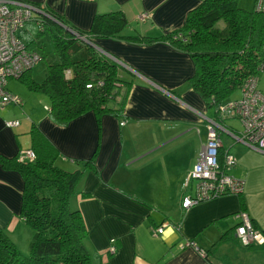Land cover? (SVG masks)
I'll return each mask as SVG.
<instances>
[{
  "label": "crops",
  "instance_id": "1",
  "mask_svg": "<svg viewBox=\"0 0 264 264\" xmlns=\"http://www.w3.org/2000/svg\"><path fill=\"white\" fill-rule=\"evenodd\" d=\"M19 1L50 9L82 31L89 30L95 15L119 11L128 21L123 35L157 37L181 28L188 12L202 0ZM142 15L147 19L142 20ZM94 43L118 61L127 76H133L124 116H103L100 131L93 113L59 126L46 111V116L35 115L32 123L58 150L55 163L61 169H82L77 161L88 160L97 150L98 175L86 170L70 201L84 218L88 251L101 255L102 264H237L240 255L245 264H264V248L242 247L229 238L233 232L214 257L207 259L198 251H207L222 234L233 231L237 225L233 216L241 211L238 197L227 195L189 209L181 207L183 198L193 195L192 187L185 188L184 183L206 143V119L214 116L187 83L194 73L190 56L164 41L145 45L96 39ZM7 128L0 118V154L12 157L31 149L28 128L26 148L22 137ZM232 143L227 142L225 151ZM248 149L249 158L264 159L263 153ZM248 159L243 212L260 231L264 178L253 174L256 166ZM229 174L236 178L235 169ZM22 189L20 174L0 166V227L20 249L24 245L28 249L31 231L19 217ZM160 227L162 234L154 236L153 230ZM189 242L198 250L181 248Z\"/></svg>",
  "mask_w": 264,
  "mask_h": 264
},
{
  "label": "trees",
  "instance_id": "2",
  "mask_svg": "<svg viewBox=\"0 0 264 264\" xmlns=\"http://www.w3.org/2000/svg\"><path fill=\"white\" fill-rule=\"evenodd\" d=\"M238 2L202 0L188 12L181 28L157 37L123 35L128 21L119 11L95 15L89 30L82 31L50 9L35 6L45 16L35 15L20 38L28 50H33L46 34L56 59L47 65L43 81H33L32 69L16 80L24 83L30 92L48 98L47 116L54 124L66 126L93 113L100 131L103 116H124L133 76H127L116 60L99 51L94 40L117 39L145 45L164 41L190 56L194 73L188 78V85L213 111V119L229 128L226 120L220 119L222 106L232 102L230 96L237 90L240 92L245 81L264 74L260 72L264 62V12L255 7L253 11H244ZM6 90L9 91L7 87ZM29 135L33 161H19V151L12 157L0 154V166L19 173L22 178L19 217L32 230V238L28 253L22 255L0 227V264H102V256L91 254L86 247L88 230L82 213L70 205L86 170L98 175L97 150L88 160L77 161L82 169L69 172L56 165L59 152L36 124ZM237 197L243 212L242 194ZM236 226L204 252L207 259L214 257L220 244L227 242L229 234H234ZM252 226L259 230L253 222ZM260 232L264 235V228ZM233 237L229 238L236 240ZM255 247L264 248V244L244 248Z\"/></svg>",
  "mask_w": 264,
  "mask_h": 264
},
{
  "label": "built area",
  "instance_id": "3",
  "mask_svg": "<svg viewBox=\"0 0 264 264\" xmlns=\"http://www.w3.org/2000/svg\"><path fill=\"white\" fill-rule=\"evenodd\" d=\"M257 11L264 12V0H256ZM39 11L36 8L19 0H0V110L8 105L22 106L19 98L6 90L7 81L17 79L25 71L41 60L34 50H28L21 40V32L26 24L31 22ZM142 20L147 17L142 15ZM264 52V49H263ZM260 72L264 73V62ZM258 79L250 78L240 88L241 99L222 106L220 119H236L242 126L241 132H235L232 127H224L221 121L209 119L206 146L201 150L192 171L187 176L184 187H192L193 195L183 201L184 209L202 202L220 198L225 195L239 196L243 194L244 181L234 178L229 171L235 166V159L228 154L223 157L221 164L219 149L221 140L219 131L241 137V143L253 150L264 154V95L258 90ZM7 127L16 128L19 121L8 122ZM232 136V135H231ZM35 158L31 150L21 151L19 161H33ZM238 224L234 236L242 247L261 246L264 244V235L253 228L250 217L244 212L235 215ZM163 227L153 230L154 236H159ZM184 247H194L187 243ZM114 252V249H111ZM201 255L204 252L198 250Z\"/></svg>",
  "mask_w": 264,
  "mask_h": 264
},
{
  "label": "rangeland",
  "instance_id": "4",
  "mask_svg": "<svg viewBox=\"0 0 264 264\" xmlns=\"http://www.w3.org/2000/svg\"><path fill=\"white\" fill-rule=\"evenodd\" d=\"M238 5L244 11H253L255 9L254 7L256 5V0H239ZM33 50L37 54H39V56L41 57V60L32 67V71H31L33 81L39 83L45 79L46 73H47V65L54 63V59H56V56L53 52V48L50 43V40L46 34L40 37V39L38 40L37 46H34ZM67 77H69V74H67ZM257 77H258V89L264 94V74H259ZM7 89L10 91L12 95L21 99L23 105L22 107H16V106L5 107L3 110H0V118L6 128H7L6 124L8 122L20 121V126L18 128L16 129L11 128V129L13 130L15 134H18L17 138L22 137V140H21L22 146L26 148L25 145L27 143L25 139L27 138H25V134H26L25 132L27 131V128L28 130H30V127L32 126L33 122H36L34 120L35 115L39 117L46 116V111L48 112V109L46 110V107L49 105V100L47 97L43 95L30 92L27 89V87L24 85V83L16 79L8 80ZM240 99H241V94L238 90L235 91L229 98V100L232 102L239 101ZM209 113L210 115H212L213 111L210 110ZM225 123L226 125L231 126L237 133L242 131L241 129L242 126L240 122L236 119H228L225 121ZM230 134L232 136L219 131V136L221 135L220 136L221 144H220V148H218L219 149V159L222 164L224 155L225 154L231 155L235 159V166L233 169H235L236 178L244 181L245 183V172H246L245 165L247 163L246 160L250 156L249 154L250 150L248 149L250 147L241 143L242 139L240 136L236 135L233 137L234 134L231 132ZM223 142H225V147L223 145ZM227 142L229 143L233 142L232 144H230L231 148L229 152L225 151V148L228 147ZM205 146L206 144L202 147V149H204ZM245 146L248 148H246ZM250 149L253 150L252 148ZM248 160L252 161L254 163V166H256L254 169L256 170V172L253 171V174H256L258 178H264V159H262V157H257V156L252 155ZM194 185H195V181L192 183V188H194ZM188 187H190V185ZM188 187H185V188H188ZM244 190H245V184L243 187V192ZM244 196H245V193H244ZM227 197H230V196H227ZM231 197H237V196L232 195ZM183 201L184 199L182 200L181 207L184 209ZM190 207H188V209ZM30 231H31V237H30V240H31L32 230L30 229ZM17 248H18V251L22 255H26L28 253V249H26L25 245L22 247V249H20L21 247H18V246ZM237 264H245L241 259V255H240L239 263L237 262Z\"/></svg>",
  "mask_w": 264,
  "mask_h": 264
},
{
  "label": "water",
  "instance_id": "5",
  "mask_svg": "<svg viewBox=\"0 0 264 264\" xmlns=\"http://www.w3.org/2000/svg\"><path fill=\"white\" fill-rule=\"evenodd\" d=\"M37 13V12H36ZM38 15H43V16H45V14L44 13H37ZM66 31H69L68 29H65ZM69 32H71V31H69Z\"/></svg>",
  "mask_w": 264,
  "mask_h": 264
},
{
  "label": "clouds",
  "instance_id": "6",
  "mask_svg": "<svg viewBox=\"0 0 264 264\" xmlns=\"http://www.w3.org/2000/svg\"><path fill=\"white\" fill-rule=\"evenodd\" d=\"M9 92H10V91H9ZM20 100H21V99H20ZM8 106H9V105H8ZM11 106H15V105H11ZM6 107H7V106H6ZM4 108H5V107H4ZM4 108H3V109H4ZM19 126H20V122H19ZM19 126H18V127H19ZM18 127H16V128H18ZM16 128H12V129H16ZM30 150H31V149H30ZM20 152H21V151H20Z\"/></svg>",
  "mask_w": 264,
  "mask_h": 264
}]
</instances>
